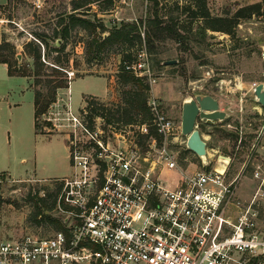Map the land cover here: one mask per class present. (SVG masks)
<instances>
[{"label": "built area", "instance_id": "1", "mask_svg": "<svg viewBox=\"0 0 264 264\" xmlns=\"http://www.w3.org/2000/svg\"><path fill=\"white\" fill-rule=\"evenodd\" d=\"M260 57L264 62V46ZM126 68L149 89L156 82L145 51ZM260 81L251 80L249 90ZM55 99L39 116L66 131L72 171L57 177L56 198L63 227L1 239L0 264H264V231L255 220L264 201V120L228 178L229 154L217 155L222 170L205 161L188 168L193 162L181 157L186 136L180 122L155 95L147 98L149 124L88 118L86 104L75 108L69 92L63 102ZM241 125L236 147L244 137ZM150 126L154 132L139 141ZM247 169L252 188L238 194Z\"/></svg>", "mask_w": 264, "mask_h": 264}, {"label": "rangeland", "instance_id": "2", "mask_svg": "<svg viewBox=\"0 0 264 264\" xmlns=\"http://www.w3.org/2000/svg\"><path fill=\"white\" fill-rule=\"evenodd\" d=\"M32 1L10 0L8 3L0 5V42L6 39L15 46L16 55L11 61L16 70L32 69V59L22 51L23 43L32 39L35 32H46L52 35L56 20L68 13L71 7L70 0H40L42 3L40 8H36ZM160 1L166 3L167 0ZM245 3L238 0H208L212 15H223V12L228 9L234 10L238 4ZM149 6L150 2L147 0H114V4L103 11L97 4L91 5V10L86 13V16L111 28L121 21L145 17ZM87 38V33L81 29L74 30L68 38L64 52L68 54L69 62L64 66L67 71L73 72L71 77L67 72L65 73L67 78H72V80L69 81L67 87L57 89L55 98H59L60 102H63L69 92L73 106L78 108L87 103L88 97L94 95L96 99L115 107L121 96V87L116 80L120 54L113 48L95 55L93 51L87 49L85 44ZM263 46L264 14L240 21L235 36L232 38L223 33L207 31L204 37L195 36V39L188 43L180 44L171 39L160 41L157 43L156 54L152 56L176 62L159 69L156 67L152 69L156 82L153 87H150L148 97L155 95L162 102L166 112L176 122H180L181 103L193 91L209 90L220 93L225 92V85L228 82L233 84L237 77L246 80L260 78V73L264 70V62L260 57ZM55 54L53 51L51 56H55ZM150 58L151 56L146 54L149 64ZM46 72L50 73L48 69ZM77 75L83 77H76ZM2 78H16L13 83L20 92L22 114L20 123L12 126L11 130L15 131L18 146L24 151L21 154L27 155L28 153L25 151L27 148L30 149L34 141V131L32 132L30 129L27 115L32 98L33 76L8 75L5 67L0 65V92L4 86ZM222 79L228 80V82L221 85ZM253 101L249 98L244 100L249 109L243 112L241 121L238 120L237 130L240 123L242 132H246L247 135L248 140L246 139L244 144L236 147L237 140L235 142L234 139L224 142L220 138L223 131L215 129L211 138L209 133L202 130L205 140L216 143L217 146L214 148L218 150L214 151L210 146H207L209 153L205 157L195 154L196 159L191 157L188 159L194 162L198 168L202 166L203 161L207 162L208 167L221 168L217 165V155L219 153L229 154L233 159L228 165L226 176L229 178L236 174L248 150L249 135L254 136L263 122L261 117L253 116L257 112L251 106ZM2 115L3 112L0 108V117ZM198 121H202V119L198 118ZM37 122L38 130L51 134V139L48 138L49 135L38 138V142L42 139L50 141L51 153L40 160L39 164L42 167L40 175L43 177L29 175L17 178L7 174L0 175V240L24 233L48 235L55 230L53 224L49 222L37 223L31 218L33 201L29 196H34L36 192L39 195H45L47 199L49 207L44 208V212L51 213L52 216L58 218L63 215L58 211L56 205L53 206L51 203L56 192L57 177L69 175L72 171L65 146L66 131L58 129L52 123H42L40 116ZM196 124L199 128L198 122ZM227 129L234 130L236 128ZM0 140H2L1 135ZM251 140L252 138H250V142ZM193 167V164L188 165L189 169ZM249 172L250 169H247L241 177L237 189L238 194L247 195L250 192L253 183L249 179ZM164 175L172 176L173 172L166 171ZM257 211L255 218L257 226L264 231V201L257 205Z\"/></svg>", "mask_w": 264, "mask_h": 264}, {"label": "trees", "instance_id": "3", "mask_svg": "<svg viewBox=\"0 0 264 264\" xmlns=\"http://www.w3.org/2000/svg\"><path fill=\"white\" fill-rule=\"evenodd\" d=\"M10 0H7V3ZM150 2L145 17H140L131 21H121L118 25L107 28L103 23L95 22L86 16L91 10V5L97 4L103 11L114 4V0H70V11L60 16L52 30V35L46 32L34 33L32 39L25 41L22 45V51L32 59V69L16 70L12 66L11 59L16 55L15 46L3 39L0 42V63L6 64L8 75L33 76V105L35 116V128L38 130L37 117L46 110L48 105L54 101L56 91L60 87H67L72 78L65 75L69 62L68 54L64 52L68 38L72 32L77 29L84 30L87 33L85 44L87 49L93 51L95 55L107 49H116L120 54V61L116 74L117 83L121 87L120 101L115 107L108 105L94 97H88L86 108L87 117L102 116L106 122L110 123H150L151 112L147 105L149 85L144 77L136 76L131 69L126 66L134 63L138 59L141 50H145L150 58L151 69H157L166 66L165 59L156 58L157 43L165 39H171L176 42L188 43L195 39V36H205L207 31L219 32L230 36H235V31L240 21L258 17L264 14V0H258L251 3L238 4L234 10L228 9L223 15H212L208 5V0H167L162 3L160 0H147ZM99 3V4H98ZM59 42V43H58ZM55 56H51L52 52ZM62 56V57H61ZM65 63V64H64ZM50 73H47L46 70ZM83 77V76H76ZM263 80L264 78H260ZM40 85V87H37ZM36 86V87H35ZM255 117H264V115L255 112ZM237 126L238 119L225 117L221 121L213 124H207L204 121H198L199 130L209 133L213 137L214 130L223 131L221 140L238 138L237 128L227 129L226 124L229 121ZM49 123L43 121V123ZM50 124V123H49ZM154 132L149 127V133L138 134V140L144 142L146 136ZM246 136V138H245ZM253 137L252 134L249 135ZM242 139L244 144L247 139ZM248 140V139H247ZM225 142V141H224ZM207 146L216 147L214 142L206 141ZM181 157H191L196 159L195 153L188 148L181 151ZM57 180V179H56ZM61 183L56 182V192L53 196L51 205H56V198L60 190ZM49 195V194H48ZM47 195V196H48ZM33 201V210L31 218L39 222H49L55 229L62 228V220L59 217L52 216L51 213L44 212L48 208L45 195L29 196Z\"/></svg>", "mask_w": 264, "mask_h": 264}, {"label": "crops", "instance_id": "4", "mask_svg": "<svg viewBox=\"0 0 264 264\" xmlns=\"http://www.w3.org/2000/svg\"><path fill=\"white\" fill-rule=\"evenodd\" d=\"M246 3L258 1V0H238ZM7 2V0L0 1V5H3ZM5 67L7 73L6 64L0 63ZM29 79V78H28ZM16 78H2L3 88H1L0 92V108L3 112V115L0 117V135L2 140H0V175L7 174L10 176H14L17 178H24L27 176H37L43 177L40 175V171L42 167L40 166V160L44 159L51 153L50 150V141H44L43 139L38 142V138L40 136H48L51 139V134L46 132H39L35 128V116H34V105H33V89H32V98L31 104L28 109V120L31 131H34V141L30 149L27 148L25 152L27 155H23L24 151L20 149L17 143V135L15 131L11 130V127L15 124L20 123V115L22 114V104L20 98V92L15 88ZM72 80V79H71ZM70 80V81H71ZM251 80H261L260 78L251 79ZM250 79H242L235 78L233 84H229L228 80H221V85H225V92L215 93L213 91H203L202 93H210L214 97L218 99L220 108L226 111L225 117H231V119H238L241 121L243 117V112L248 111L247 105L244 103L246 99L254 100L252 103V107L256 109L257 112L262 113V107L259 103L254 99L252 92L249 90ZM30 84V82H29ZM17 92V94H16ZM28 105V104H27ZM245 116H247L245 114ZM264 120V117H261ZM203 121V120H202ZM217 121V120H216ZM215 121V122H216ZM214 122V123H215ZM197 123V120H196ZM240 124V123H239ZM262 124V123H261ZM227 128H237V126L232 124L230 120L226 124ZM33 134V133H32ZM223 141H229L228 139H224ZM262 141L264 142V134L262 137ZM68 153V147L65 144ZM195 166V163L193 162Z\"/></svg>", "mask_w": 264, "mask_h": 264}, {"label": "water", "instance_id": "5", "mask_svg": "<svg viewBox=\"0 0 264 264\" xmlns=\"http://www.w3.org/2000/svg\"><path fill=\"white\" fill-rule=\"evenodd\" d=\"M59 43V42H58ZM175 60H166L165 65L174 64ZM254 99L262 107L264 115V82H258L252 91ZM226 111L220 108L218 99L210 93L196 92L184 98L181 103V132L186 136V147L197 156H206L207 143L196 124L198 118L207 124H213L216 120L225 118Z\"/></svg>", "mask_w": 264, "mask_h": 264}, {"label": "bare ground", "instance_id": "6", "mask_svg": "<svg viewBox=\"0 0 264 264\" xmlns=\"http://www.w3.org/2000/svg\"><path fill=\"white\" fill-rule=\"evenodd\" d=\"M217 165H219L221 168H218L219 170H222V168H223V166L222 165H220V164H217Z\"/></svg>", "mask_w": 264, "mask_h": 264}]
</instances>
